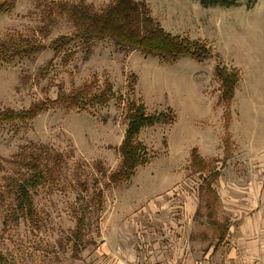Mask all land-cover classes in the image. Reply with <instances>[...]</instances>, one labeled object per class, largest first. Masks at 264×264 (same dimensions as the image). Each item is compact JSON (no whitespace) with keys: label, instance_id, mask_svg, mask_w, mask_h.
Listing matches in <instances>:
<instances>
[{"label":"rangeland","instance_id":"obj_1","mask_svg":"<svg viewBox=\"0 0 264 264\" xmlns=\"http://www.w3.org/2000/svg\"><path fill=\"white\" fill-rule=\"evenodd\" d=\"M10 1L13 6L0 13V39L37 35L45 0ZM81 1L96 9L109 2ZM144 1L165 31L203 41L210 56L163 61L103 38L73 44L67 64L50 49L0 60V109L25 108L94 78L99 84L108 80L115 94L88 110L58 107L26 122H0V187L15 174L12 159L23 144L47 143L64 156L58 184L32 190L34 223L19 217L3 228L0 205V264H264V0ZM71 30L69 19L60 16L45 41ZM217 64L239 79L227 129L225 109L218 104L220 81L213 76ZM129 99L148 114L168 112L174 121L143 127L138 139L146 163L130 180L107 184L120 158L123 105ZM225 132L231 142L226 159ZM193 147L218 172L211 184L217 216L228 218L229 225L217 248L204 215L195 212L206 172H191ZM94 181L103 191L102 211L89 226L88 246L73 259L68 239L74 200L80 193L90 195L80 183Z\"/></svg>","mask_w":264,"mask_h":264},{"label":"trees","instance_id":"obj_2","mask_svg":"<svg viewBox=\"0 0 264 264\" xmlns=\"http://www.w3.org/2000/svg\"><path fill=\"white\" fill-rule=\"evenodd\" d=\"M203 5L208 2L227 4L229 0H200ZM13 6V1L1 0L0 13ZM69 19L72 30L68 34H60L45 39L50 35V28L58 17ZM42 24L36 29L37 35L31 37L20 33L10 34L0 39V60L8 62L15 57L31 56L45 49H50L53 56H60L63 64H67L75 54V49L93 40L108 38L116 46L136 50L144 55L158 57L163 61H176L180 57L189 56L196 60H204L210 56L208 46L200 40L188 39L184 36L165 31L151 16L150 8L144 0H109L101 9L84 1L45 0L42 3ZM37 36V37H36ZM215 65L213 76L220 81L218 104L225 111L224 128L229 122V105L238 76L234 71ZM46 69L42 71L44 75ZM112 84L103 80L100 84L96 78L82 82L79 86L65 92L59 90L54 98H45L31 102L27 107L0 109V122H26L42 112L54 108L67 110H88L102 106L114 97ZM126 127L118 146L120 158L117 167L108 174L107 184L125 182L135 174L138 166L147 161L146 151L138 139L140 130L155 123L170 124L174 116L168 112L148 114L144 106L134 99L123 105ZM172 114V113H171ZM223 158L230 155V137L227 132L222 136ZM12 162L17 166L14 175L4 179L0 187V205L5 207L3 228L25 217L34 223L37 215L32 203V190L43 186H56L64 165V156L47 143L30 141L20 146L14 154ZM188 166L192 173L206 172L198 188V204L196 213L201 212L206 223L215 236L214 248L221 245L228 232L229 220L218 219L216 211L217 194L211 184L216 181L218 172L211 162L203 159L191 148ZM83 190L90 189V195H76L72 215L75 221L68 241L71 243V258L77 259L80 252L89 244L88 229L92 221L99 218L103 207V191L94 181L86 186L80 183ZM202 207L203 210H199Z\"/></svg>","mask_w":264,"mask_h":264}]
</instances>
